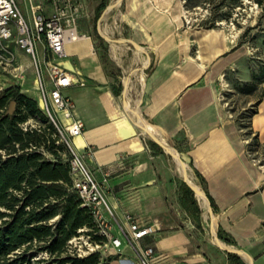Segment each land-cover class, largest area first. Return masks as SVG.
<instances>
[{
	"label": "crops",
	"instance_id": "0c3cea01",
	"mask_svg": "<svg viewBox=\"0 0 264 264\" xmlns=\"http://www.w3.org/2000/svg\"><path fill=\"white\" fill-rule=\"evenodd\" d=\"M79 1L84 10L78 27L86 37L67 43L65 56L55 59L72 76V84L62 90L73 103L72 118L56 114L62 125L73 119L83 121L82 134L71 143L94 178L106 182L104 195L116 221L125 227L131 216L157 228L155 235L141 241L142 246L155 248L151 264H236L230 253L211 241L210 224L204 225L208 215L201 212L198 229L182 208L165 152L150 146L152 140L124 105V80L130 75L121 77L105 68L96 39L80 25L88 13L83 0ZM164 1L123 0L113 16L114 23L122 24L121 33L117 31L120 38L135 41L150 55L139 88L132 85L134 74L129 78L127 104L138 107L155 135L180 149L195 177L199 174L202 183L196 177L197 182L215 207L216 231L231 240L222 243L248 254L253 264H264V167L251 157L248 141L226 109L221 88L225 71L235 62V47L225 40L215 41L209 31L184 27L182 13L171 15ZM107 44L117 69H122L125 54L142 67L145 56L128 44ZM37 47L41 54L43 44ZM12 49L27 75L22 92L41 105L29 57ZM8 74L0 75L1 80L7 81L6 86L15 85ZM113 76L121 82L120 94L115 92L118 84ZM43 81L47 90L53 87L45 70ZM256 105L251 129L261 135L264 95ZM237 256L249 264L245 256ZM109 258L108 264H139L128 247Z\"/></svg>",
	"mask_w": 264,
	"mask_h": 264
},
{
	"label": "trees",
	"instance_id": "16d2710c",
	"mask_svg": "<svg viewBox=\"0 0 264 264\" xmlns=\"http://www.w3.org/2000/svg\"><path fill=\"white\" fill-rule=\"evenodd\" d=\"M260 5L264 10V0ZM106 6L107 1L99 4L97 17ZM97 39L107 69L108 44L99 35ZM260 72L258 79L262 84L264 67ZM113 77L118 84L115 92L120 94L121 82ZM254 85L255 82L246 84L239 92L252 95ZM11 106L13 110L9 113ZM256 113L254 109L253 115ZM29 120L39 124L24 130L22 124ZM150 146L163 153L155 142L150 141ZM70 157L67 146L37 100L24 94L19 85L0 90V264H100L99 253L83 258L65 255L68 241L78 235L79 229L96 230L91 210L81 205L73 187ZM196 177L202 183L199 174ZM179 193L182 208L201 229L202 211L194 192L181 181ZM218 237L231 243L220 231ZM93 238L103 241L97 235ZM38 254H47L48 259H36ZM228 255L232 263L245 264L236 254ZM110 259L102 264H108Z\"/></svg>",
	"mask_w": 264,
	"mask_h": 264
},
{
	"label": "built area",
	"instance_id": "2783aa9c",
	"mask_svg": "<svg viewBox=\"0 0 264 264\" xmlns=\"http://www.w3.org/2000/svg\"><path fill=\"white\" fill-rule=\"evenodd\" d=\"M29 7L22 11L17 0H0V68L14 78L22 79L24 68L19 64L13 47L18 48L29 57L30 65L35 72L41 95V109L55 126L61 141L70 152V174L73 187L82 201L81 205L91 210L95 231L87 228L78 230V234L86 236L85 246L79 249L78 257L83 258L99 253L102 264L111 256L118 255L124 247H128L136 255L139 264H151L155 257L153 246H142L141 241L157 233L154 225L141 223L128 216V225L119 224L107 204L103 186L106 182H98L86 165L84 158L71 143V139L80 136L84 123L73 119L70 124L62 125L55 113H61L66 119L72 118L73 103L63 95L62 90L72 84V76L63 70L56 58L65 56V46L76 42L86 34L79 32L78 21L83 14V5L79 0H27ZM43 44L40 54L38 44ZM13 66V67H12ZM12 69L9 70V68ZM46 71L53 87L47 90L43 81ZM32 120L22 124L27 130L34 127ZM110 214L108 218L106 214ZM93 232V233H91ZM94 235L103 241L94 240ZM77 238L68 241L72 244ZM47 255V254H46Z\"/></svg>",
	"mask_w": 264,
	"mask_h": 264
},
{
	"label": "rangeland",
	"instance_id": "374dc122",
	"mask_svg": "<svg viewBox=\"0 0 264 264\" xmlns=\"http://www.w3.org/2000/svg\"><path fill=\"white\" fill-rule=\"evenodd\" d=\"M17 1L22 11L26 13L29 7L27 0ZM101 1L102 0H83L85 12L88 14L87 17L80 22V25H82L85 30L92 33L97 43L99 42L97 39L98 24L101 29L106 27L109 36L113 38L122 37L119 36L121 34L118 33H121L122 24L120 21L116 23L113 21V16L117 11L112 12L108 20H100L99 22V18L103 14L105 8L116 0H109L100 16L97 17L96 7ZM261 2L262 0H165L164 4L168 5L167 10L171 15H176L179 11L182 13L184 27L192 26V28H196L200 32L205 33L214 29L219 31V34L215 35L209 32L211 33L209 36L214 37L215 41L225 40L230 46L235 47V62L230 69L228 68L225 71L223 77L225 82L223 86L221 85L224 91L223 101L229 115L239 126L242 136L248 141V149L251 157L260 166L264 167V132L259 135L258 133H254L251 129V117L254 109L259 99L264 95V83L261 84L258 79L261 76L260 71L264 67V10L260 5ZM121 8L120 6L119 10H121ZM222 17H225V19H220ZM234 36L235 39H233ZM140 57L142 58V55ZM123 60L124 61L120 63L122 69H117L115 63L109 57L106 65L110 73L121 75V77H127L128 75L131 77L134 70L141 67L131 54H125ZM142 60L144 59L142 58ZM12 67H10L9 70L12 69ZM146 70L147 69L143 72ZM4 74L5 72L0 68V75ZM8 75L16 82L15 85H19L21 88L27 80L25 69L22 79L14 78L11 74ZM8 75L7 77H9ZM139 82L138 75L134 74L132 76V85L139 88ZM254 82L256 83V85H254L255 91L251 96L239 92V88ZM6 83L7 81L5 82L0 78V90L8 87ZM52 112L57 120H59L53 109ZM31 123L34 126L39 124V122L35 120H32ZM168 145L173 147L170 144ZM173 148L177 150L175 147ZM179 154L186 163L193 182L199 186L191 170L188 159L181 152H179ZM164 157L167 160L168 169H170L171 173L175 176L177 187L179 188L182 177L178 173V165L170 154L164 153ZM202 212L206 214L205 209H203ZM209 218V215L208 218H205L207 220V222H204L206 227L210 224ZM83 234L84 233H80L75 236L77 239L73 241L72 244L67 243L65 255L69 254L70 256L78 257V253H80L79 249L82 245L85 246L86 236ZM210 238L213 242V238ZM99 258L101 259L100 256ZM36 259H48V257L46 254H38Z\"/></svg>",
	"mask_w": 264,
	"mask_h": 264
},
{
	"label": "water",
	"instance_id": "95a60500",
	"mask_svg": "<svg viewBox=\"0 0 264 264\" xmlns=\"http://www.w3.org/2000/svg\"><path fill=\"white\" fill-rule=\"evenodd\" d=\"M120 3H122L123 0H118ZM106 10V8H105ZM104 10V12H105ZM103 12V14H104ZM103 14L101 15V17L99 18V22L100 20L102 21V17ZM97 31H98V35L107 43L109 44H118V45H123V44H128L130 47H132L134 50L138 51L139 53L143 54L146 58H147V65L146 66H142L139 69H142L143 71L145 69H147L149 67L150 64V55L148 54V52L142 47L140 46L138 43H136L135 41L131 40V39H127V38H113L111 36H109L108 34L104 33L102 31V29L100 28L99 24L97 27ZM137 69V70H139ZM130 76H128L125 80H124V87H123V91H122V96H123V100H124V105L128 106L127 101H126V93H127V80H129ZM13 110V107L11 106L9 113H11ZM140 128L149 136V138L155 142L158 146H160L162 148V150L165 153H168L171 148V146H169L167 143H165L162 139H160L158 136H156L155 134L149 132L147 129H144L143 127L140 126ZM174 149V148H173ZM176 154V158L179 160L180 164L182 165V169H183V175L182 177V181L185 182L187 184V186L194 192L195 198L197 199V201H199L198 196H203L207 202H208V214L210 217V228H211V233H212V238H213V243L220 248L221 250L230 253V254H236L239 256H245L248 261L249 264H253L252 262V258L246 254L245 252H243L242 250L239 249H235L232 247H228L226 246L224 243H222V241L219 239L218 237V233L216 231L215 228V217H214V211L212 209V206L210 204V201L207 197V195L205 194L204 190L198 186L197 184H195L193 181H191L189 179L188 176V168L186 163L182 160L179 152L177 150H175ZM169 154V153H168ZM172 157L174 156L173 154H170Z\"/></svg>",
	"mask_w": 264,
	"mask_h": 264
},
{
	"label": "bare ground",
	"instance_id": "6f19581e",
	"mask_svg": "<svg viewBox=\"0 0 264 264\" xmlns=\"http://www.w3.org/2000/svg\"><path fill=\"white\" fill-rule=\"evenodd\" d=\"M121 3L116 0L115 2L111 3L105 10L104 14H103V17H102V21H106L108 20V18L110 17V15L112 14V12L116 11L119 7H120ZM102 31L104 33H108L106 27L102 28ZM209 32H212L214 33L215 35L216 34H219V31H216L214 29L210 30ZM233 39H235V36L233 37ZM232 45V44H231ZM138 52V51H136ZM139 53V52H138ZM147 58L145 57L144 58V61L142 63V66H146L147 65ZM133 74H137L138 75V79L141 83L144 82V75H143V70L142 69H139V70H134ZM130 80V79H129ZM129 80H127V84L129 85ZM129 89V88H128ZM127 109L130 113H132V115L134 116L135 118V122H136V125H139L141 127H143L144 129H147L149 132L155 134V129L149 125L140 115V112H139V109L138 107L136 108H132L129 104L127 106ZM169 154H173V158L175 159L177 165H178V173L179 175H183V169H182V165L180 164L179 160L176 158L175 154V149L171 148V150L168 152ZM188 176H189V179L191 181L192 180V177L188 171ZM198 199H199V203L201 204L202 208L206 210V215H209L208 214V202L207 200L203 197V196H198ZM212 241V240H211Z\"/></svg>",
	"mask_w": 264,
	"mask_h": 264
}]
</instances>
